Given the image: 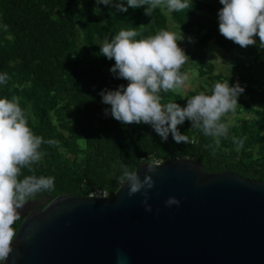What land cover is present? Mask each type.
<instances>
[{"label": "trees", "instance_id": "obj_1", "mask_svg": "<svg viewBox=\"0 0 264 264\" xmlns=\"http://www.w3.org/2000/svg\"><path fill=\"white\" fill-rule=\"evenodd\" d=\"M116 3L127 7L126 0H112L109 5L97 0H0V74L9 76L0 84V98L18 97L32 132L44 141H56L43 143L39 150L44 155L32 165L37 177L55 178L54 189L28 201L61 194L86 197L94 189L111 196L122 182L121 164L133 171L142 162L171 157L192 158L207 172L228 170L264 180V48L259 47V38L253 37L256 44L247 48L224 38L218 30L219 0H191L189 9L174 12L162 5L148 15L144 7L120 12ZM167 17L189 44L188 58L199 76L213 67L198 46L211 43L229 55L235 75L217 80L244 89L232 112L249 117L238 118L229 135L217 137L219 150L215 137L192 128L188 120L177 126L188 142L177 144L171 134L162 141L150 125H124L105 114L110 105L102 103L99 93L126 87L128 82L109 71L115 61L100 54L102 43L121 30L135 29V39L169 31ZM180 72L184 73L183 67ZM212 87L190 92L186 98L176 91L159 95L162 104L174 102L183 108L187 98L201 91L211 94ZM78 140L83 142L81 148ZM21 173L19 179L32 174L27 168ZM19 221L12 225L15 230Z\"/></svg>", "mask_w": 264, "mask_h": 264}, {"label": "water", "instance_id": "obj_2", "mask_svg": "<svg viewBox=\"0 0 264 264\" xmlns=\"http://www.w3.org/2000/svg\"><path fill=\"white\" fill-rule=\"evenodd\" d=\"M133 171L141 181L151 175V212L144 190L129 196L126 181L104 198L44 199L19 214L12 252L1 263L264 264V180L207 172L186 157L145 161ZM169 197L179 206H166Z\"/></svg>", "mask_w": 264, "mask_h": 264}, {"label": "clouds", "instance_id": "obj_3", "mask_svg": "<svg viewBox=\"0 0 264 264\" xmlns=\"http://www.w3.org/2000/svg\"><path fill=\"white\" fill-rule=\"evenodd\" d=\"M97 3L109 5L112 0H97ZM219 3L222 5L218 11L219 33L241 48L255 45L253 37H258L259 47L264 48V0H219ZM126 4L127 7L124 3H116L115 7L120 12H126L129 7H144L145 15H148L162 5L169 12L189 9L191 0H126ZM137 36L135 29L121 30L100 47L102 56L115 61L109 71L128 82L126 87L120 85L114 91L105 89L99 93L102 103L110 105L105 114L124 125H150L162 141H167L171 134L177 144L188 142V137L177 128L185 120L206 136H226L228 125L221 122V118L235 110L237 98L244 89L238 83L230 87L228 81H217L211 94L201 91L187 98L183 108L174 102L162 104L161 91L178 90L187 80L180 69L189 58L178 46V41L184 37L180 31L165 29L147 38L135 39ZM8 79L7 73L0 74V84H5ZM233 141L238 146L243 145V141L235 138ZM45 142L56 143L44 141L32 132L18 97L0 98V261H5L12 252L11 245L16 237L12 225L19 219L18 210L36 194L54 189L55 178L37 177L32 167L44 155L39 149ZM23 168L32 174L19 179ZM120 168V179L129 184L128 195L143 189L142 203L145 211L151 212L147 203L148 190L154 186L151 175L146 174L141 181L136 171L128 166L121 164ZM155 169L153 164L147 165V173ZM179 203L175 197H169L165 202L166 206H179Z\"/></svg>", "mask_w": 264, "mask_h": 264}, {"label": "rangeland", "instance_id": "obj_4", "mask_svg": "<svg viewBox=\"0 0 264 264\" xmlns=\"http://www.w3.org/2000/svg\"><path fill=\"white\" fill-rule=\"evenodd\" d=\"M204 1L212 3L214 0ZM167 26L169 28V31L176 33L179 32L175 29L174 24L168 19V17ZM178 46L184 51L185 55L188 57V54L191 51L189 44L184 43L183 40H181L178 41ZM198 48L202 49L205 52V58L209 63H211L213 69L210 73L203 76H199L194 68L193 62L191 60L186 61V63L182 65V67L184 71L183 74L187 76V80L180 89L175 90L177 93L181 94L183 98H186L190 92H195L202 88L207 89L208 86H213L214 83L218 81L216 78L218 76L223 78L235 79V75L229 64V55L225 51L216 48L211 43L206 44L204 47L199 45ZM241 117L247 118L249 117V115L243 112L236 113L232 111L224 115L223 123H226L228 125V131L226 136L230 134V129L236 124V120ZM76 144L78 148H81L83 146V142L81 140H78ZM215 145L216 149H221L220 144L217 143V137H215ZM20 210L21 209H19L18 211Z\"/></svg>", "mask_w": 264, "mask_h": 264}, {"label": "built area", "instance_id": "obj_5", "mask_svg": "<svg viewBox=\"0 0 264 264\" xmlns=\"http://www.w3.org/2000/svg\"><path fill=\"white\" fill-rule=\"evenodd\" d=\"M154 164H157L158 162H152ZM87 197H99V198H104V197H108L107 193L101 189H94L92 191H90L87 194Z\"/></svg>", "mask_w": 264, "mask_h": 264}, {"label": "flooded vegetation", "instance_id": "obj_6", "mask_svg": "<svg viewBox=\"0 0 264 264\" xmlns=\"http://www.w3.org/2000/svg\"><path fill=\"white\" fill-rule=\"evenodd\" d=\"M26 203L29 204V207L26 208V209H21L19 211V214H22V213L27 214L30 210H32L33 208H35L34 205H35L36 202L27 201Z\"/></svg>", "mask_w": 264, "mask_h": 264}]
</instances>
